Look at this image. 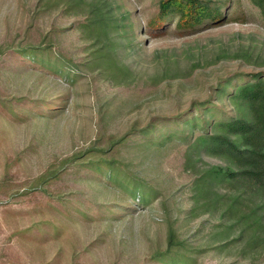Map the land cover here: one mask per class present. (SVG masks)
Listing matches in <instances>:
<instances>
[{"label": "rangeland", "instance_id": "1", "mask_svg": "<svg viewBox=\"0 0 264 264\" xmlns=\"http://www.w3.org/2000/svg\"><path fill=\"white\" fill-rule=\"evenodd\" d=\"M212 1L177 30L157 0H0V264H264V199L228 211L201 139L264 79V22Z\"/></svg>", "mask_w": 264, "mask_h": 264}, {"label": "trees", "instance_id": "2", "mask_svg": "<svg viewBox=\"0 0 264 264\" xmlns=\"http://www.w3.org/2000/svg\"><path fill=\"white\" fill-rule=\"evenodd\" d=\"M259 10L264 22V0H249ZM153 24H165L175 19V28L194 29L202 23L225 19L220 2L212 0H157ZM232 97L237 103L236 112L227 120L219 121L216 130L202 137L228 162L225 166H213L203 179L224 180L236 190L234 199L228 203V211L240 212L239 197L243 194L264 199V79L259 76L245 81ZM239 221L246 229L255 230L252 219L259 220V209H249ZM247 212V211H246Z\"/></svg>", "mask_w": 264, "mask_h": 264}]
</instances>
